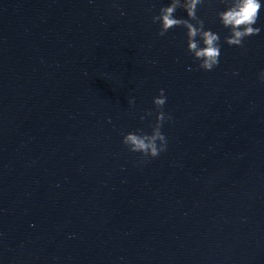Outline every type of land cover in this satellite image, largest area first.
<instances>
[{"label": "water", "instance_id": "water-1", "mask_svg": "<svg viewBox=\"0 0 264 264\" xmlns=\"http://www.w3.org/2000/svg\"><path fill=\"white\" fill-rule=\"evenodd\" d=\"M170 2L0 0V264H264V7L236 47L204 0L205 71L185 28L158 35ZM161 89L144 158L122 141Z\"/></svg>", "mask_w": 264, "mask_h": 264}, {"label": "clouds", "instance_id": "clouds-1", "mask_svg": "<svg viewBox=\"0 0 264 264\" xmlns=\"http://www.w3.org/2000/svg\"><path fill=\"white\" fill-rule=\"evenodd\" d=\"M204 0H171L170 6L162 7L159 15L153 17V23H160L159 36H165L169 30L175 27H183L187 30V51L195 61H200L199 68L205 71H212L219 65L221 55L220 35L205 30V22L198 15V7ZM225 10L217 13L220 24L229 30L225 42L229 46L243 47L246 38L259 35L261 29L254 27L259 19L262 5L261 0H220ZM178 9L187 13L188 19L175 18ZM199 38V39H197ZM201 43L203 47L201 46ZM264 82V72L260 76ZM153 103L157 109L156 123L152 126L151 134L138 130L124 136L123 144L132 153H139L144 158H158L161 153L167 151L168 141L162 133L163 124L171 121L172 117L163 111L166 104L164 90L154 98ZM129 104L134 105L135 100L130 99ZM147 116H151L149 111ZM146 117L141 116L143 121Z\"/></svg>", "mask_w": 264, "mask_h": 264}]
</instances>
